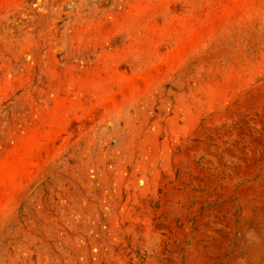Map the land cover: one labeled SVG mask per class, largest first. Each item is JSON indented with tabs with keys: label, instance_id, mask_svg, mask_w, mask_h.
<instances>
[{
	"label": "rangeland",
	"instance_id": "374dc122",
	"mask_svg": "<svg viewBox=\"0 0 264 264\" xmlns=\"http://www.w3.org/2000/svg\"><path fill=\"white\" fill-rule=\"evenodd\" d=\"M0 264H264V0H0Z\"/></svg>",
	"mask_w": 264,
	"mask_h": 264
}]
</instances>
